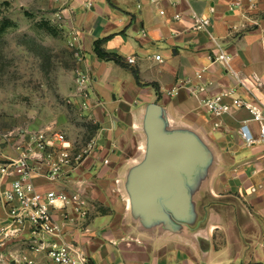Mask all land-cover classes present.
I'll list each match as a JSON object with an SVG mask.
<instances>
[{
    "label": "crops",
    "instance_id": "0c3cea01",
    "mask_svg": "<svg viewBox=\"0 0 264 264\" xmlns=\"http://www.w3.org/2000/svg\"><path fill=\"white\" fill-rule=\"evenodd\" d=\"M66 1L98 142L70 178L38 179L87 197V218L58 214L61 234L37 237L71 243L88 264H264V142L246 141L242 127L257 136L259 123L232 103L264 106V0ZM194 13L210 24L193 28ZM96 40L122 62L99 57ZM230 89L233 108L213 115L204 99ZM32 237L0 245V264H53Z\"/></svg>",
    "mask_w": 264,
    "mask_h": 264
},
{
    "label": "rangeland",
    "instance_id": "374dc122",
    "mask_svg": "<svg viewBox=\"0 0 264 264\" xmlns=\"http://www.w3.org/2000/svg\"><path fill=\"white\" fill-rule=\"evenodd\" d=\"M80 32L66 0H0V150L12 154L20 133L53 126L77 150L94 137L78 71L87 70Z\"/></svg>",
    "mask_w": 264,
    "mask_h": 264
},
{
    "label": "built area",
    "instance_id": "2783aa9c",
    "mask_svg": "<svg viewBox=\"0 0 264 264\" xmlns=\"http://www.w3.org/2000/svg\"><path fill=\"white\" fill-rule=\"evenodd\" d=\"M193 17L195 29H203L210 24L209 18H203L198 13H194ZM155 58L161 59V55L156 54ZM217 58L227 60L223 52ZM128 61H134V57H128ZM204 69L197 71L198 78L202 77ZM90 81L88 70L80 69L73 94L82 97L84 106H90ZM172 91H175V87ZM233 94L234 90L230 89L204 99L203 102L215 116L231 111L232 103L236 106H248L252 118L259 123V134L254 135L244 125L242 131L246 141L264 142V106L252 105L238 97H233L232 103L227 101L226 98ZM14 139L12 154L0 150V201L5 206L7 215L6 223L0 226V245H5L7 241L17 237L22 229H27L33 236L30 246L36 250L47 248L53 264H88L84 251L76 249L71 243L53 240L45 243L37 237L40 234H61L62 223L57 218L58 214L63 220L70 222L87 218V197L63 189H41L38 179L53 182L76 174L90 152L96 148L98 137L91 139L79 150L66 131L53 126L20 133ZM27 262L33 264V259H27Z\"/></svg>",
    "mask_w": 264,
    "mask_h": 264
},
{
    "label": "trees",
    "instance_id": "16d2710c",
    "mask_svg": "<svg viewBox=\"0 0 264 264\" xmlns=\"http://www.w3.org/2000/svg\"><path fill=\"white\" fill-rule=\"evenodd\" d=\"M100 42L101 40H96L94 42L95 51L99 57L103 59H114L118 62H122V59L117 54L104 51L102 47L100 46ZM134 71H135V75L137 76V70H134Z\"/></svg>",
    "mask_w": 264,
    "mask_h": 264
}]
</instances>
